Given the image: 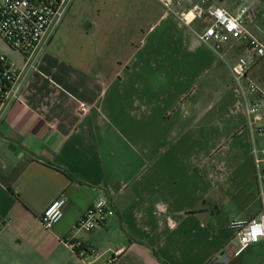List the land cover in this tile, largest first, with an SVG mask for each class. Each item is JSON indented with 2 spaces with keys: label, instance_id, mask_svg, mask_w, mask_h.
<instances>
[{
  "label": "crops",
  "instance_id": "1",
  "mask_svg": "<svg viewBox=\"0 0 264 264\" xmlns=\"http://www.w3.org/2000/svg\"><path fill=\"white\" fill-rule=\"evenodd\" d=\"M214 1L236 13L241 0ZM207 24L156 0L73 1L0 122V264L264 262V239L234 256L229 228L262 210L264 135L248 129L230 69L233 46L249 52L234 42L220 56L193 31ZM59 197L64 216L47 229ZM99 197L115 214L78 228Z\"/></svg>",
  "mask_w": 264,
  "mask_h": 264
},
{
  "label": "built area",
  "instance_id": "2",
  "mask_svg": "<svg viewBox=\"0 0 264 264\" xmlns=\"http://www.w3.org/2000/svg\"><path fill=\"white\" fill-rule=\"evenodd\" d=\"M73 1L0 0V41L11 54L20 56V60L15 61L0 48V122L11 104L21 98L27 73L36 68L40 54L64 21ZM156 1L185 26L191 27L193 21H208L203 29L193 31L200 42L220 56L227 45L246 41L249 55L239 56L230 66L232 83L244 102L248 129L254 136L264 134V90L250 77L254 64L264 57V31L261 36L250 31V26L258 19V6L262 0H241L236 13L219 6L214 0ZM182 4L187 5V10L180 12L178 9ZM81 108L83 112L88 111L87 106ZM255 153L258 155V176L264 182V146ZM64 205V197H59L46 207L41 219L47 229L62 220ZM114 214L111 202L99 197L79 220L78 228L90 232L101 227ZM229 228L239 243L233 250L234 256L264 239V192L261 213L248 220L234 219ZM66 243L83 258L94 252L79 241L68 240ZM123 252L124 249L117 250L113 261Z\"/></svg>",
  "mask_w": 264,
  "mask_h": 264
},
{
  "label": "rangeland",
  "instance_id": "3",
  "mask_svg": "<svg viewBox=\"0 0 264 264\" xmlns=\"http://www.w3.org/2000/svg\"><path fill=\"white\" fill-rule=\"evenodd\" d=\"M258 16H259V14H258ZM0 48L3 51L7 52L9 54V57L12 58L13 60H15V61H19L20 60V56L15 55V54H11L9 52L8 47L6 45H4L1 41H0ZM232 51H231V53L235 54V56H231L230 58H233L234 59V58H236L238 56H247V54H245V53L244 54H240L242 51L240 52V49H238V46H233ZM225 58H226V60L229 63L231 62V59H229L227 57H225ZM250 77H251L252 80H254V82H256L264 90V61L259 60L256 64H254V66L252 67L251 72H250ZM238 106H240V105H238ZM232 242H233L232 244L235 247H238L239 246L237 237H234Z\"/></svg>",
  "mask_w": 264,
  "mask_h": 264
},
{
  "label": "water",
  "instance_id": "4",
  "mask_svg": "<svg viewBox=\"0 0 264 264\" xmlns=\"http://www.w3.org/2000/svg\"><path fill=\"white\" fill-rule=\"evenodd\" d=\"M227 261V259H217L216 262H214L213 264H224Z\"/></svg>",
  "mask_w": 264,
  "mask_h": 264
},
{
  "label": "trees",
  "instance_id": "5",
  "mask_svg": "<svg viewBox=\"0 0 264 264\" xmlns=\"http://www.w3.org/2000/svg\"><path fill=\"white\" fill-rule=\"evenodd\" d=\"M261 61H264V57H263V58H261Z\"/></svg>",
  "mask_w": 264,
  "mask_h": 264
}]
</instances>
